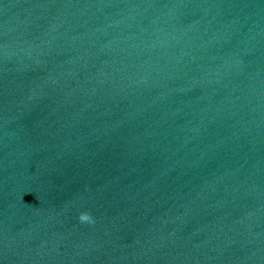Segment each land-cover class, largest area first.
<instances>
[{"label": "water", "instance_id": "water-1", "mask_svg": "<svg viewBox=\"0 0 264 264\" xmlns=\"http://www.w3.org/2000/svg\"><path fill=\"white\" fill-rule=\"evenodd\" d=\"M0 264H264V0H0Z\"/></svg>", "mask_w": 264, "mask_h": 264}, {"label": "clouds", "instance_id": "clouds-1", "mask_svg": "<svg viewBox=\"0 0 264 264\" xmlns=\"http://www.w3.org/2000/svg\"><path fill=\"white\" fill-rule=\"evenodd\" d=\"M79 220L84 223H94V220L92 218V216L90 215V213L88 212H81L79 215Z\"/></svg>", "mask_w": 264, "mask_h": 264}]
</instances>
